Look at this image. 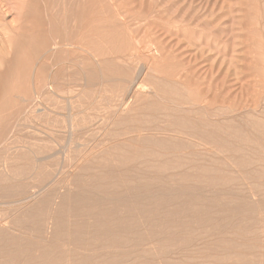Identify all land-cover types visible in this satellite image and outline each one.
Listing matches in <instances>:
<instances>
[{
  "label": "rangeland",
  "instance_id": "1",
  "mask_svg": "<svg viewBox=\"0 0 264 264\" xmlns=\"http://www.w3.org/2000/svg\"><path fill=\"white\" fill-rule=\"evenodd\" d=\"M0 264H264V0H0Z\"/></svg>",
  "mask_w": 264,
  "mask_h": 264
},
{
  "label": "bare ground",
  "instance_id": "2",
  "mask_svg": "<svg viewBox=\"0 0 264 264\" xmlns=\"http://www.w3.org/2000/svg\"><path fill=\"white\" fill-rule=\"evenodd\" d=\"M70 98H68V100H69ZM165 130V129H164ZM42 189V188H41ZM40 191V190H39Z\"/></svg>",
  "mask_w": 264,
  "mask_h": 264
}]
</instances>
